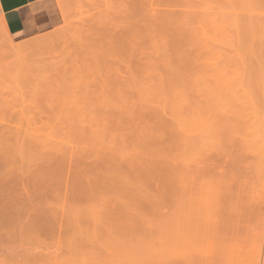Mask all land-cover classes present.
<instances>
[{
    "label": "rangeland",
    "instance_id": "1",
    "mask_svg": "<svg viewBox=\"0 0 264 264\" xmlns=\"http://www.w3.org/2000/svg\"><path fill=\"white\" fill-rule=\"evenodd\" d=\"M56 1L0 27V264H264V0Z\"/></svg>",
    "mask_w": 264,
    "mask_h": 264
},
{
    "label": "crops",
    "instance_id": "2",
    "mask_svg": "<svg viewBox=\"0 0 264 264\" xmlns=\"http://www.w3.org/2000/svg\"><path fill=\"white\" fill-rule=\"evenodd\" d=\"M0 16L13 42L52 32L63 24L56 0H0Z\"/></svg>",
    "mask_w": 264,
    "mask_h": 264
},
{
    "label": "bare ground",
    "instance_id": "3",
    "mask_svg": "<svg viewBox=\"0 0 264 264\" xmlns=\"http://www.w3.org/2000/svg\"><path fill=\"white\" fill-rule=\"evenodd\" d=\"M0 27H1V31L3 32V34L6 36V37H9L8 36V33H7V31L5 30V27H4V25H3V22H2V19H1V16H0ZM10 39V38H9ZM9 43H11V44H13V47L10 49L12 52H14L15 54H18V53H22V52H25V51H27V50H29L30 48H33V47H36V46H39L40 45V43H42L41 41H30V42H28L27 40H24V41H22V42H18V43H14L13 41H9ZM44 51H43V53H41V56H43L44 55ZM10 54H11V52H10ZM12 55V54H11ZM39 55V54H38ZM46 55H48V56H50V54H47V53H45V56ZM51 58H53V57H51ZM45 60H48L47 58L45 59ZM41 61H42V59H41ZM43 62H44V60H43ZM17 68H18V66H17ZM14 70V69H13ZM17 72H19L20 73V71H17ZM18 73V74H19ZM14 74V73H13ZM10 75V74H9ZM8 75V77H10ZM12 77V76H11ZM254 81L256 80V79H253ZM252 80V81H253ZM251 81V80H250ZM252 83V82H251ZM250 82H249V84H251ZM254 83V82H253ZM257 83V82H256ZM236 85V84H235ZM253 85H255V83L253 84ZM252 85V86H253ZM257 85H258V83H257ZM252 86H251V88H252ZM232 87H234V86H232ZM231 87V88H232ZM236 87V89L237 90H239V88L237 87V86H235ZM234 87V88H235ZM259 87V86H258ZM261 87H263V86H261ZM234 88H232V89H234ZM260 88V87H259ZM245 89H247V87L245 88ZM249 89V88H248ZM258 88H256V89H251V93H252V91L254 92V90L256 91ZM262 89H264V87L262 88ZM261 89V90H262ZM237 90H235L236 91V97H238L239 99H241V96L240 95H242V90H240L241 92V94L239 93V92H237ZM232 91V90H231ZM247 91V90H246ZM250 91H248V93H249ZM257 92H260V91H257ZM232 93V92H231ZM239 93V94H238ZM247 93V94H248ZM256 95H257V93L256 92H254ZM262 93V92H261ZM261 93H260V95H261ZM250 95V93L248 94V96ZM259 95V94H258ZM263 95H264V93H263ZM240 96V97H239ZM254 96V95H253ZM250 97H251V95H250ZM256 97V96H255ZM258 97H260V96H258ZM258 97H257V99H258ZM252 99V98H251ZM245 101V100H244ZM260 101V100H259ZM243 102V101H242ZM248 103V102H247ZM254 105V107L255 106H257V103H255V104H253ZM241 106V105H240ZM243 106H245V105H243ZM257 108V107H256ZM242 110L244 109L243 107L241 108ZM247 110V109H246ZM243 111H245V109L243 110ZM250 112V111H249ZM252 112H253V110H252ZM245 112H243L242 113V117L244 116V117H246V115H243ZM246 114V113H245ZM249 116V115H248ZM243 117V118H244ZM250 118V117H249ZM251 120V119H250ZM247 121V120H246ZM252 122V121H251ZM248 124H249V122H247ZM252 124V123H251ZM159 137V136H158ZM188 139H189V137H188ZM189 141V140H188ZM192 141V140H191ZM190 141V142H191ZM193 143V142H192ZM188 148V147H187ZM189 150V149H188ZM191 150V149H190ZM193 152L194 151H191V154H190V159H191V161H193L192 159L195 157H197L195 154L192 156V154H193ZM190 153V152H189ZM188 153V154H189ZM194 153H196V152H194ZM191 157H193V158H191ZM200 157V156H199ZM189 158V157H188ZM186 159V158H185ZM190 159L188 160V162L189 163H187V165H185V173H186V176H187V178H188V184L190 185V183H193L194 181H195V183H193V184H196V182H197V184H199L198 182L199 181H201L200 179L202 178V176H201V178L199 179V174H198V172L200 173L202 170L200 169V167L198 168V166H199V164H200V162H192L191 163V161H190ZM197 159H198V157H197ZM196 159V160H197ZM195 161V160H194ZM198 161V160H197ZM111 167V166H110ZM113 168V167H112ZM111 168V169H112ZM115 168V167H114ZM109 169V168H108ZM201 170V171H198V170ZM107 170V168L105 169V171H104V169H103V174H101V176H103L105 173H107L108 171H106ZM114 170V169H113ZM113 170H111V171H113ZM102 171V170H101ZM110 171V172H111ZM117 171V170H116ZM80 173H81V171H79ZM120 173V172H119ZM196 173L198 174V175H196ZM86 174H88V173H86ZM111 174H113L112 172H111ZM105 175H107V174H105ZM110 174H109V172H108V176H109ZM121 175H123V174H121ZM194 175V176H193ZM201 175V174H200ZM88 175H86V177H87ZM108 176H104V179L105 178H108ZM124 176H126V178H128L129 179V177H127L128 175H123V177ZM198 176V178L196 179V177ZM87 178H89V177H87ZM135 178V177H134ZM196 180H195V179ZM90 179V178H89ZM138 179V178H137ZM133 180H136V179H133ZM197 180H199V181H197ZM137 181V180H136ZM203 183V182H202ZM193 184H191V185H193ZM196 184V185H197ZM199 185H201V184H199ZM202 188V187H201ZM192 190H194V189H192ZM199 190H200V188H199ZM202 190H203V188H202ZM199 194H202V191L200 190V192H198ZM196 202H198V201H196ZM174 255V254H173Z\"/></svg>",
    "mask_w": 264,
    "mask_h": 264
}]
</instances>
